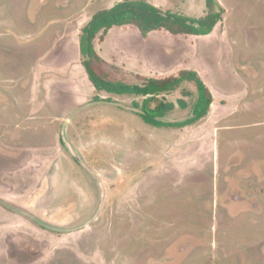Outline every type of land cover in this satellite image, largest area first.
<instances>
[{
  "label": "rangeland",
  "instance_id": "obj_1",
  "mask_svg": "<svg viewBox=\"0 0 264 264\" xmlns=\"http://www.w3.org/2000/svg\"><path fill=\"white\" fill-rule=\"evenodd\" d=\"M119 1L0 0V264H264V0H217L206 36L97 39L95 67L115 80L198 73L213 103L184 128L151 126L143 97L90 81L82 29ZM196 96L190 82L159 96L176 104L164 120L189 118Z\"/></svg>",
  "mask_w": 264,
  "mask_h": 264
},
{
  "label": "trees",
  "instance_id": "obj_2",
  "mask_svg": "<svg viewBox=\"0 0 264 264\" xmlns=\"http://www.w3.org/2000/svg\"><path fill=\"white\" fill-rule=\"evenodd\" d=\"M223 14L224 8L217 0H206V13L200 17L163 11L146 0H123L110 8L101 9L83 27L80 36V51L88 77L98 93L143 97L142 104L134 101L133 106L139 109L138 114L143 121L151 126L184 128L194 125L208 115L213 103L211 91L196 71L183 70L168 78H147L142 84L115 80L107 72H99L95 67L101 61L96 41H103L112 28L122 26H134L144 36L163 29L175 34L206 36L223 20ZM184 82L193 83L197 89L196 99L191 106V116L182 121L164 120L176 109V104L159 100V96L176 91ZM183 95L189 97L192 92L184 89ZM94 100L111 101L110 98L102 99L99 94ZM153 103L155 104L152 105ZM178 104L182 109L190 106L184 98L178 99Z\"/></svg>",
  "mask_w": 264,
  "mask_h": 264
}]
</instances>
